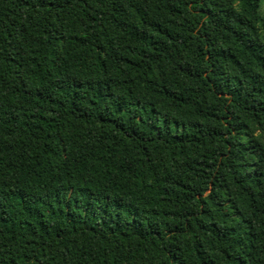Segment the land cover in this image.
Here are the masks:
<instances>
[{
    "label": "trees",
    "instance_id": "16d2710c",
    "mask_svg": "<svg viewBox=\"0 0 264 264\" xmlns=\"http://www.w3.org/2000/svg\"><path fill=\"white\" fill-rule=\"evenodd\" d=\"M262 0H0V264H264Z\"/></svg>",
    "mask_w": 264,
    "mask_h": 264
},
{
    "label": "rangeland",
    "instance_id": "374dc122",
    "mask_svg": "<svg viewBox=\"0 0 264 264\" xmlns=\"http://www.w3.org/2000/svg\"><path fill=\"white\" fill-rule=\"evenodd\" d=\"M259 12L261 13V15L264 16V0L261 1Z\"/></svg>",
    "mask_w": 264,
    "mask_h": 264
}]
</instances>
